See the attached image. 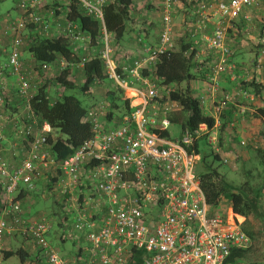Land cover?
Returning <instances> with one entry per match:
<instances>
[{"label":"built area","instance_id":"1","mask_svg":"<svg viewBox=\"0 0 264 264\" xmlns=\"http://www.w3.org/2000/svg\"><path fill=\"white\" fill-rule=\"evenodd\" d=\"M15 1L22 17L9 23L5 21L4 36L11 39L7 66L16 77L19 96L26 100L27 121L23 132L27 143L18 164L0 160V256L5 237L21 236L34 244L35 258L39 259L38 263L26 264H43L42 259L46 264H69L46 239L51 223L25 217L18 199L22 191H31L41 179L46 180L45 172L56 178V188L52 187L50 193L56 195L63 211V233L59 238L87 244L76 250L81 249L82 254L73 258L72 264H225L232 249L250 247L249 238L233 221L231 212L221 211L219 205L216 208L206 205L195 172L200 160L195 144L205 140L211 149L218 150L219 117L234 97L223 95L214 102L212 129L201 125L194 134L184 133L177 141L152 133L169 128L166 116L171 111L164 109L159 115L150 108L162 105L159 101L171 91L170 87H160L150 78L142 77L140 71L153 67L159 55L173 51V0H161L158 45L146 48L142 59L122 66L121 75L106 45L110 36L104 33L102 38L107 40L102 41L105 47L100 59L105 74L113 87L133 93L127 99L132 111L120 116L116 124L106 120L109 105L88 110L84 121L90 123L93 137L62 161H56L48 151L49 127L45 122L39 123L29 105L30 79L22 62L24 30L27 22L40 25L38 34L48 38L53 25L56 36L68 39L77 51L84 48V42L89 44V40L75 24L61 27L34 13L47 0ZM68 1L56 0L61 5ZM76 1L88 15L103 21L102 8L108 0ZM263 4L264 0L201 1L197 9L198 28L214 25L211 36L204 38L206 48L216 57L209 71L213 93L219 89L217 78L232 71V52L227 44L229 29L246 9L260 8ZM144 37L141 32L138 42L142 43ZM254 42L259 44L257 67L264 71V36ZM87 60L84 56L75 67L82 68ZM58 64L59 71L70 66L65 60H59ZM49 67L43 65L42 70L47 71ZM4 89L1 86L0 93ZM241 96L253 101L245 92L241 91ZM4 121L0 111V138ZM240 144L245 145L242 141Z\"/></svg>","mask_w":264,"mask_h":264},{"label":"trees","instance_id":"2","mask_svg":"<svg viewBox=\"0 0 264 264\" xmlns=\"http://www.w3.org/2000/svg\"><path fill=\"white\" fill-rule=\"evenodd\" d=\"M9 1L14 4L18 15V18L14 20L20 19L22 17V13L18 7V1ZM151 7L160 12L161 8L159 4H152ZM134 10L133 0H108L102 8L103 21L101 22L99 19L88 15L82 5L76 0H69L65 5L57 3L56 0L43 1L41 6L37 8L34 13L52 21L53 24L58 23L61 27L67 23L75 24L82 36L88 38L89 49L86 50L85 48L80 47L78 51L73 50V47L68 39L56 36L55 27L53 25L50 28L51 35L48 38L40 37L38 31L41 26L33 25L32 23L27 22V26L24 30L25 45L22 52L28 54L29 57L32 58V69L37 75H42L45 72L42 70L43 65L53 66L55 63H58L59 60H65L70 66H67V68L58 72L53 81V83L62 91L73 90L77 87V82L73 76L72 68H76L75 66L80 63L81 59L84 56H87L88 60L81 68L84 79L81 86H78L77 88H79L81 94L90 96V90L97 82L101 83L110 81L113 86V82L109 80L105 74L104 64L100 59V53L92 52L90 48L98 47V45H100L103 37V30L110 36L109 38L112 39L115 45H119L124 40L125 35L133 30L135 25L133 20ZM9 20L11 21L13 19ZM9 20L6 21L9 23ZM260 25L261 33L258 37H256L257 39L264 36L263 20ZM247 27H249V25H247ZM231 29H229V31ZM2 35L4 36V29ZM237 35H241V32L235 33L232 38H236ZM1 39L2 37L0 36V41ZM253 47V60L256 62L258 58L259 44L254 42ZM7 50L8 47L6 50H2V48L0 50V56L6 54V60ZM196 52L197 51L191 47L190 43L186 44L185 40L180 39L178 49L174 50L173 48V51H168L159 55L157 63L153 67L142 69L140 71L142 77L150 78L160 87H170L171 85L180 84L184 85L183 89L179 91H171L167 97H163L159 101L160 103L166 104L169 102L178 105L179 109L173 111V113L168 116V120L171 123L180 121V136L184 133L194 134L201 125H205L208 129H212L215 125V119L205 113L204 109H202L201 103L194 96L191 90V82H193L195 78L194 70L199 66ZM231 52V59H233L236 52L233 51V49H231ZM5 65L7 66V61ZM71 65L73 66L71 67ZM122 66L123 65L121 64H117L116 71L119 75L122 73ZM9 69L11 70V68ZM27 74L29 78V73L27 72ZM240 86L242 90H244V88L246 91L252 89L255 96H260L263 89L262 83L256 84L254 80L250 82L242 81ZM115 89H117L119 93H123L122 90L118 88ZM5 93L6 91L4 93L3 91L0 93V95L2 94V99ZM226 93H222V96L230 95ZM116 94L117 92L114 90L108 91L105 94V98L111 99V103L109 105V117L107 119L108 122H111L112 120L120 121V118L114 114V112L119 111V104H122L125 114L132 111L129 101L125 99L122 100L121 98L117 99L118 97H116ZM49 95L47 86L41 83V86L37 89L35 95H33L30 99L29 105L35 116L38 118L39 123L41 124L42 122H45L49 127L50 131L47 133L48 151L53 155L56 161H62L72 155L77 149L82 147L86 141H89L93 137L92 127L89 122L84 121L88 110L84 108L75 97L62 95L59 98L50 99ZM118 100H120L119 104L117 103ZM233 102L234 100L231 103H228L224 107V110L229 108V105H232ZM2 115L4 117L3 113ZM221 115L219 117V120L222 119V124L220 125L221 127L219 126V146L220 143L224 142V139L221 138V134H223L227 128L234 129L233 126H231L233 123H231L230 120H226V116L223 115V112ZM254 116L263 121L264 109H257L254 112ZM237 119H239L238 121L241 120L240 114ZM24 124L25 123H23L22 126H24ZM152 133L159 138L172 141L167 131L154 130ZM20 143H24V146L25 143H27L23 129L21 132ZM194 150L200 156L195 172L200 179L201 190L205 197L206 205L210 208H216L222 200L227 201L230 205L233 221L236 223H238L239 220L247 219L252 215H259L261 211L259 198L261 192L264 191V183L260 188H253L248 182H245L236 188L231 187L228 185L225 176L220 173L219 168L216 166V164H222L220 157L218 155H212V153H209V155L202 153L199 143L195 144ZM256 152L260 158L261 164L263 165L264 171V150L258 149ZM209 158L211 159L210 161H208ZM198 165H200L199 170H197ZM43 178L48 180L44 186V195L50 197L55 207H58L60 212L63 214L56 195H52L50 193L52 187L56 188V178L50 177V174L46 172L44 173ZM28 193L29 191H22L18 196L21 204H23L25 194ZM1 213L2 211L0 206V215ZM39 220H42V218ZM57 225L62 227V221L60 220ZM243 232L250 240V247L247 249H232L229 257L225 261V264H261L260 262L263 259V255H261L260 252L257 254H253L252 252L254 248H251V239L253 237L247 231L243 230ZM59 240L62 243L66 241L60 238ZM75 253L74 258L80 256L82 254V250L80 249ZM252 254L257 257L260 256L261 260L259 258L252 259ZM2 256L5 260L16 256L21 264H26L28 262L38 263L39 261V259L35 258V256L32 258V256L21 248L9 252L4 249L2 251Z\"/></svg>","mask_w":264,"mask_h":264},{"label":"crops","instance_id":"3","mask_svg":"<svg viewBox=\"0 0 264 264\" xmlns=\"http://www.w3.org/2000/svg\"><path fill=\"white\" fill-rule=\"evenodd\" d=\"M201 1H206V0H185V1L181 0V2H178V4H176V7L175 6L173 7V12L175 11L178 14L180 12L182 23L184 24L183 26L186 25L184 28V32L181 34L182 35L181 39L185 40L186 44L190 43L191 47H193L197 51L196 52L197 62L199 66L194 70L195 78L194 81L191 82V90L194 96L199 100V102L202 103L201 106L202 109H204L205 113L208 116L213 117L214 119L215 117L213 116L212 113V105L214 104V102L218 101L222 97V93L227 92L226 94L233 95L235 98L234 102L232 103V105H229V108H226L223 111V115L230 117L231 119L234 117L238 118L239 114L241 115V120L238 121L237 124L240 129L238 130L240 135H238V138L235 141H239V142L242 141L244 143H247L245 141L247 140L250 142L247 143L249 144L250 148H254L256 150L258 149L264 150V143H257V142H263L262 141L263 139L261 140L259 139L256 141V139L252 137V135H255L257 133V129L258 130L264 129V120L261 121L260 119L254 116V112L257 109H264V71H262L260 68L257 67V61L255 62V60H253L254 65H252V68L250 70H246V66L244 65V63L238 60L237 53H239L241 50L240 48H238L239 45L237 44L238 43L237 40L238 35H237L234 40L233 39L231 40L233 41V44L232 45L228 44L231 47V49H233V51L236 52L234 54L233 59H231V63H230V68L232 67V71L229 72L228 74L220 75L217 78V83L219 89L221 90L220 93L218 91L214 93L212 92L213 86L209 76L210 75L209 71H210V64L213 61H215L216 57L213 52L209 51L206 48L204 38L211 36L212 28L214 27V25L211 23V24H207L205 28L202 29L198 28L197 21L199 19V16L197 14V9ZM215 1L227 2L228 0H215ZM152 4L158 5L156 2H152ZM262 20L264 21V4L261 5L260 8L246 9L238 18L235 27L229 31L228 36L234 37L233 35L237 32H241V34L243 32H246V34L248 35V39L252 43H254L256 37H258L261 33L260 32L261 26H259L258 29V25L261 24ZM247 25H249V27H247ZM4 27L5 24L2 22L0 24V36L2 37L0 41V45H1L0 50L1 48L2 50L7 48L11 40L9 37H4L2 35ZM138 30H134V29L131 30L129 33H127V35H125V37L126 36L127 37L124 38V40L119 45H115L116 50L120 53V59H121V61H119L118 64H121L123 66H129L134 61L138 59H142L145 56L147 50L146 48H154L158 45L160 36L157 33H153L149 31L147 28H145V31H142V27H140L139 31ZM257 30L259 31L257 32ZM141 32H144L145 37L143 39V42L139 43L138 39H139V34L141 35ZM102 33L104 35V33L106 32L103 30ZM173 38H174V31H173ZM106 40L107 39L104 38L103 40L102 38V41H106ZM108 41L106 45L109 47ZM100 44H102L103 47H105V42L104 43L100 42ZM232 46H234V48ZM98 47H92L90 48V50L92 52H98L97 51ZM22 62L24 64L25 69H27L29 73V79L31 80L32 78L31 75H34L31 74L33 70L32 69L33 60L31 57H28L26 56L25 53H23ZM59 68L60 67L58 63H55L53 66H50L49 69L43 73V77H45V81L48 82L50 81V78L52 77L55 78L56 75H54L55 74L54 72L57 70V74H58V72H60ZM240 69L244 71H240ZM244 72H247V75L251 74L250 75L251 77H244L243 81H248L249 78H252V80H254L256 84L262 83L263 89L261 91L260 96H255L254 91H252V89L247 90V92L242 90L240 86L242 82L241 73ZM108 82L110 83V81ZM104 83L105 82H101L100 85L101 84L105 85ZM97 84L99 83H96L95 85ZM1 86L5 88L4 90L6 91V93L4 94L3 99L0 103V111L4 114V119H5L3 124L4 126L2 129V138H0V160L6 161L11 164H18V162L20 161L21 150L24 148V143H20V138L23 129L22 125L27 121V113L25 111L26 100L18 95L17 92L18 83L16 81V77L11 74V70L5 64H2L0 62V87ZM109 88L110 86L105 85L104 94L108 92ZM241 91L245 92L248 96H250V99H252L253 101H250L249 99H245L247 97L241 96ZM132 94H133L132 92H123V95L125 96L124 99L125 100L129 99L132 96ZM89 95L91 96V91ZM49 97L51 98V95H49ZM93 107H90L87 110H90ZM161 107L162 105H152L150 111L154 113L155 109L159 110ZM108 115L109 113L106 115V120L109 117ZM166 117L168 119V116ZM115 121L118 122V120ZM248 123H250L249 125H253V130H251L250 133L246 134ZM109 126L111 127L112 124H109ZM231 126H234V124H232ZM164 131L168 132V129ZM219 140H220V135H218V145L220 142ZM197 143H199L200 145L201 143H206V141L199 140ZM234 144L238 145V143H234ZM232 145L233 144L230 143V146ZM45 184H46V180L41 179L38 183H36L34 191L33 190L29 191V193L25 194L24 196L22 211L24 216L28 217V219L30 220H34V218L38 217V214L31 215L32 205L30 204L31 201L30 194L38 193L40 191L39 188L44 189ZM43 218L44 217H42V219ZM17 238H20L21 242H16ZM72 243L76 244V241H72ZM3 245L5 251L8 252L12 250L15 251L21 248L22 250L26 251L30 256H32V258L33 256H35V248L33 247L34 246L33 243L27 241L21 236L5 237L3 239ZM14 245H18V246L14 247ZM5 261L6 260L3 259V256L2 257L0 256V262L4 264Z\"/></svg>","mask_w":264,"mask_h":264},{"label":"rangeland","instance_id":"4","mask_svg":"<svg viewBox=\"0 0 264 264\" xmlns=\"http://www.w3.org/2000/svg\"><path fill=\"white\" fill-rule=\"evenodd\" d=\"M133 1H134V9H135L133 12V17H134L133 20L135 23L133 29L140 30V27H145L149 31L153 33H157L160 36V32H161L160 12L151 6H152V2H156L157 4H160L162 1L161 0H133ZM178 2H181V0H173V7L174 6L176 7V4H178ZM172 17H173L172 24H173V31H174V38H173L174 50H176L178 49L179 41L182 38L181 34L184 32V28L186 25L183 26L184 24L182 23L180 12L178 14L174 11L172 14ZM16 18H18V15L15 10L14 4L9 0L0 1V24L2 22L5 23L6 20H9V19L14 20ZM259 26L261 25L260 24L258 25V29H259ZM258 31L259 30H257V32ZM109 39L111 40V38ZM232 39L233 38L231 36L229 37L227 36V44L232 45L233 44V41H231ZM110 40L108 41L109 48L111 50L110 56L112 58V61L118 64V62L121 61L120 53L116 50L115 43H113L112 40L110 42ZM237 40H238L237 44L239 45L238 48H240L241 50L239 53H237V58L239 61H242L244 63V65L246 66V70H250L252 68V65H254L253 64V53H254L253 43L248 39V35L246 34V32H243L241 35H239L237 37ZM232 47L234 48V46ZM84 48L86 50L89 49V45L87 42H84ZM103 49H104L103 45L100 44L97 51L100 53L101 51H103ZM26 56L29 57L28 54H26ZM6 61H7L6 54L1 55L0 62L2 64H6ZM242 69H240V71H244ZM72 70H73L72 71L73 76L77 82L76 84L77 87L81 86V83L83 82V79H84L82 69L72 68ZM54 73H55L54 75H57V70ZM31 74H34V75H31L32 78L30 77L31 78L30 80L31 95H35V92L41 86V83H43L44 85L47 86V91L51 95L52 99L59 98L62 95L63 96H73L77 100H79V102L84 108L89 109L90 107H93L96 105L99 106L101 104L110 105L111 99L105 98L104 96L105 95L104 90H105V85H106V86H110L108 91L114 90L117 92L116 94V97H118L117 99L121 98L123 100L125 98L123 93H119L117 89H115L112 86V83L111 82L109 83L108 81H105L104 83L105 85H102V84L100 85V83L97 85H94L90 90L91 96H88V95L81 94L79 91V88L77 87L74 88L73 90L62 91L53 83L55 79L53 77L50 78V81L46 82L45 77H43V74L36 76L37 74L35 73L34 70H32ZM250 75L251 74L247 75V72L241 73V76H242L241 80L243 81L244 77H251ZM250 81H252V78H249L248 82ZM243 82H247V81H243ZM183 88H184V85L180 84V85H171L169 89L170 91H179ZM220 91L221 90L218 89L219 93ZM244 91H246L245 88H244ZM58 95H61V96H58ZM119 102L120 100L117 101L118 104ZM167 103H168L167 106L165 103H161L162 107L159 110L155 109V111H157L159 115H162V111L164 109H169L171 111L170 114H172L173 111H176L179 109L178 105H174L173 103H169V102ZM119 108L120 109L118 112H114V114L118 117L125 114V110L122 108V104H119ZM170 114H168L167 116H169ZM226 120H230V122L234 124L233 126L234 129L227 128L225 132L221 134V138L224 139V142L220 143V146L218 145V150L217 151L213 150L207 144L201 143L200 144L201 152L207 155H209V153H212V155H218L220 157L222 164L219 163V164H216V166L219 168L220 173H222L225 176V179L229 186L236 188V187L241 186L245 182H248L251 185V187L260 188L262 184L264 183V171H263V165L261 164V161L256 152V149L250 148L249 144H247L250 142L247 140H245L247 142L245 143V146H241V144H239L240 143L239 141H235L237 140L238 135H240V133L238 132V130L240 129H239V126L237 125L239 119H237L236 117L231 119L230 117L226 116ZM218 122L220 126L222 124V119L219 120ZM249 124L250 123H248L246 134L250 133L251 130H253V125H249ZM180 126H181L180 121L176 123L170 122L168 133H169L171 140L175 141L178 138H180V134H181ZM220 127L218 129V135H220ZM252 137L256 139V141L259 139L260 140L263 139L262 140L263 142H257V143H264V129L263 130L257 129V133L255 135H252ZM230 143H232L234 146L233 145L230 146ZM234 143H238V145ZM227 147H228V150H227ZM210 160L211 159L209 158L208 161ZM199 169H200V165H198L197 167V170ZM39 189L40 191L38 193L30 194V199H31L30 204L32 205L31 215L38 214V217L34 218V220L41 219L42 217L44 218L46 217L45 219L51 223V231L46 237L47 241L50 243L51 246H53L56 250H58L69 261L70 264H72V260L75 257L76 250L79 247L81 248L86 247L87 244L83 241H78V242L76 241V244H73L72 239L67 240L63 243L59 240V236L63 233V229L58 227L57 224L60 222V220L62 221L63 214L60 212L58 207H55L52 199L44 195V193H42L44 192V189L43 188H39ZM259 206L261 209L259 215H252L247 219L239 220L238 224L239 226H241L242 230L247 231L253 237L251 239L252 240L251 248H254L252 250L253 254L254 253L257 254L260 252L261 255H263V259L261 260L260 256L257 257L255 255L253 256L252 254V259L259 258L261 260L260 263L264 264V191L261 192V195L259 198ZM219 209L224 212H227V210L229 211V213L231 212L230 205L225 200L221 201V203L219 204ZM16 240H17L16 242H21L20 238H17ZM17 246L18 245H14V247H17ZM41 261L43 264H46L47 262L45 259H42ZM4 264H20V262L16 256H13L9 258L8 260H6Z\"/></svg>","mask_w":264,"mask_h":264}]
</instances>
